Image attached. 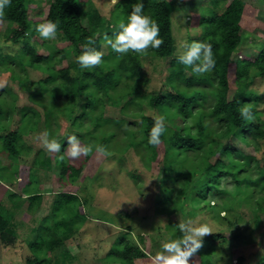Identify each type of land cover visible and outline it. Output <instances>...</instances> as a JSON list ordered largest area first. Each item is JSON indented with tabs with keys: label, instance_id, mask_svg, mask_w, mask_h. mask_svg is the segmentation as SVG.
<instances>
[{
	"label": "rangeland",
	"instance_id": "obj_1",
	"mask_svg": "<svg viewBox=\"0 0 264 264\" xmlns=\"http://www.w3.org/2000/svg\"><path fill=\"white\" fill-rule=\"evenodd\" d=\"M120 1L122 0H78L81 5L82 21L86 22L87 13L94 10L106 20L112 19V11ZM167 1L180 9L173 15L172 33L176 44L174 57L183 56L189 50L190 41H195L200 34L199 20L210 15L204 11L214 9L211 0ZM231 1L227 0L224 6L214 12L221 14ZM241 1L244 3V12L240 23L242 38L238 54L240 60L250 57L264 46V0ZM49 8L50 0H30L29 19L35 26L46 23ZM13 27L14 25L0 18V57L8 60L12 58L15 61L13 64L8 61L7 64L0 60V101L6 114L12 115V119L0 117L1 120H7L5 124L7 131L0 132V137L9 131L19 130L23 109H33L41 116L36 118L39 121L37 130L23 136L24 156L19 159L18 164L0 152V163L2 166L5 165V168L2 167L0 170V178L13 179L12 183L6 186L9 187L10 193L18 195L15 198L16 202H10L9 191L6 186L0 185V204L3 205V213L9 217L15 233L5 238L0 234V264H27V260L32 258L27 242L35 239L31 230L37 228L41 219L51 213L56 194L60 192L76 194L88 204H84L80 209L87 218L86 223L65 241L62 248L55 251V255H60L59 264H117L108 262L107 257L120 239H125L132 248H140L149 255L136 260L135 264H163L155 257L163 252V243L171 241L167 228L174 222L178 225L188 222H191L192 226L207 225L210 233L202 237L201 241L210 236L215 237L216 255L211 260L212 264H264V211L255 214L253 208L245 204L247 186L244 183L238 185L231 178L220 176L219 193L210 192L205 200H192L193 189L202 180V175L197 174L185 187L180 206L174 214L171 216L157 214L158 203L161 205L163 203V184L166 182V186L172 191V201L167 205L169 209H173L177 191L182 187V179L166 180L164 143L157 148V160H152L144 145L138 144L131 149L129 147L133 141L138 142L141 138L142 122L139 115L155 120L161 118L165 126L170 128L180 127L176 107L171 108L169 104H165L160 110L151 103L152 98L173 93L171 86L173 58H157L148 51V48L140 54L135 52L139 56L143 72L138 101L129 103L132 97H128L123 98L118 104L115 100L108 101L105 96L102 97L101 110L104 120L96 133L97 135L115 133L109 146V153L102 155L95 150L83 163L82 172L76 182L63 188L60 185L59 151H47L43 140L54 139L62 145L64 138L72 135L80 141L81 147H89L82 140L92 129L79 128L81 120L77 117L85 111L86 105L92 103V98L86 96L77 98L74 102V111L68 116L65 114L67 111L63 110L68 104L66 97L57 91V100L53 101L51 94H40L37 98L39 104L47 108L56 103L57 112L60 113L50 117L48 123L51 135L47 134V137H44L43 134L46 133L44 110L30 100V95L38 90V83L47 78L48 72L29 67L28 64L32 57H46L48 55L46 44L50 43L51 47L59 51L53 66L57 73L68 69L71 77L80 79L84 77L88 68L77 69L74 49L66 39L59 40L57 34L54 40L42 39L40 34L32 36L28 43L32 55L27 56L24 53L25 39L15 41L11 33ZM109 47L108 43L102 42L100 52L103 58L108 55ZM250 79L246 99L249 101L250 111L255 113L253 121L259 127L261 135L248 136L250 146H246L236 137L222 140L220 145L235 149L240 152V157L234 154L218 156L217 153L214 159L219 158L226 166L231 161L234 165H246V160H252L247 164V172L240 176L258 179L259 174L264 173V77L252 73ZM129 85L130 83H124L120 88L128 90ZM232 95L233 91L229 97ZM213 103V97L208 91L199 97L197 104L194 105L195 116L201 114L204 118L208 138L202 150L190 151L183 156L189 165L185 168L186 172L203 165L206 152L208 153L211 147L216 148L212 142L213 137L224 132L221 125L214 123L209 117ZM28 113L30 114V110ZM197 119L198 117L189 118L194 135L197 133ZM85 121L91 125L90 119ZM69 149L68 142L65 147V157L68 161L76 165L82 163L86 155L81 154L72 158L66 154ZM39 154L42 155L39 160L50 161V168H43L40 163L34 164ZM253 186H257L259 193H264L261 184ZM24 189L29 193L43 194L42 202L35 205L31 213L28 210L30 201L25 197ZM257 200L258 197L255 205ZM257 218L260 223L255 226L254 221ZM16 241L26 245L21 247L19 243L15 244ZM5 244L8 246H4ZM63 251L69 252L68 258L61 255ZM188 264H200L196 252L189 257Z\"/></svg>",
	"mask_w": 264,
	"mask_h": 264
},
{
	"label": "trees",
	"instance_id": "obj_2",
	"mask_svg": "<svg viewBox=\"0 0 264 264\" xmlns=\"http://www.w3.org/2000/svg\"><path fill=\"white\" fill-rule=\"evenodd\" d=\"M137 2L138 0L120 1L114 7L112 19L109 20L103 18L95 10L90 11L86 15V22H84L82 21L81 5L78 0H50L46 23L52 22L56 25V34L59 40L66 39L74 49L73 53L77 58L85 51L95 50L100 52L102 42H106L103 38L105 33L114 39V34L120 31L119 25L128 22L132 8ZM226 3L227 0H211L214 10L219 9ZM29 5L30 0H10V3L0 10V18L4 22L14 25L11 30L13 39L15 41L21 38L25 39L24 53L27 56L32 55L31 49L28 47L29 40L32 36L39 34L36 31L38 25L35 26L29 19ZM143 5V14L149 16L156 23L158 27L157 38L161 40L158 48L149 47L148 51L152 52L153 56L157 58H173L171 63L173 93L169 96L152 98L151 103L160 110L165 104H169L171 108L176 107L179 115L178 119L181 123L177 129L167 127L163 123L164 132L160 136V143L152 145L148 143V140L156 120L145 115H139L142 122L140 128L141 138L138 142L133 141L129 147L131 149L138 144L144 145L151 154L152 160H157V148L164 143L166 145L164 156L166 180L182 179V187L177 191V200L173 209H169L167 205L168 202L172 201V191L166 186V182L163 184L164 198L162 205L159 203L157 205V214L165 216L174 214L180 206V199L184 194L185 187L191 178L197 174L202 175V180L193 189L192 200H205L210 192L219 193L220 176H223L231 178L238 185L244 183L247 186L244 198L245 204L253 208L255 214L264 211V193H259L257 186H253L261 184L264 188V173L259 174L258 179L240 176L247 172V164L252 160H246V165H234V162L231 161L226 166L219 158L214 159L217 153L218 156H231L234 154L236 157H240V152L226 145H220L222 140L228 137H236L241 139L246 146H250L251 141L248 136L261 135L259 127L253 121L255 113L250 111L249 101L246 99V90L252 73H255L258 77H264V46L250 57L238 59L242 40L240 23L244 12L243 1L232 0L221 14L206 9L204 12L210 14L209 17L204 16L199 20L200 34L195 41H190L189 50L192 44L196 42L211 47L215 64L212 70L206 73L194 70L200 66V59H194L190 65H185L180 62L181 56L174 57L176 44L172 33V18L175 13L179 12V7L167 0H143ZM86 45L87 48H85ZM46 48L48 51L46 57H32L28 64L29 67H36L39 70L48 72L47 78L38 83V90L30 95V100L44 110L45 132L51 135L48 121L52 115L55 116L60 113L57 112L56 103H52L47 108L43 104H39L37 98L40 94H51L53 101L57 100L58 92L66 97L68 104L64 106L63 110L67 111L65 114L68 116L73 113L74 102L77 98L83 96L92 98V103L86 105L85 111L77 117L81 120L78 125L79 128L92 129L88 135L84 136L83 140L81 139L88 144L91 151L83 157L82 163L77 165L70 163L65 157V147L69 142L68 137L72 135H67L64 138L59 150L60 185L65 188L76 182L82 172L83 163L96 150L97 146L103 145L107 154L109 153V146L115 137V133L97 135L98 128L104 120L101 110L102 97L105 96L108 101L115 100L118 104L123 98L128 97H132L129 103L138 101L137 98L140 96L143 83V72L138 54L132 51L120 54L110 46L109 53L104 58L102 57V62L88 67L84 77L77 79L69 75L68 69H63L57 73L53 66L59 51H56L55 47H51L50 43L46 44ZM202 57L203 50L201 59ZM0 58L2 62L7 63L9 61L11 64L15 62L12 58L9 60ZM80 68L82 67L77 63V69ZM124 83H130L128 90L120 88ZM207 90L212 95L214 102L209 110V117L212 118L214 123L221 125L224 132L213 137L212 142L215 143L216 148L211 147L209 152H206L203 157V165L186 172L185 168L189 165H187L188 160L183 156L190 151L202 150L207 144V126L201 114L195 116L194 109L197 99L208 92ZM231 91H233V95L230 98ZM2 104L0 101V117L5 116L6 119H12V115L10 113L6 114ZM244 109L248 110L250 119L241 115ZM28 110H30V114ZM97 112L98 115H96ZM40 116L41 114L33 109H23L19 130L9 131L5 136L0 137L1 154L8 156L11 161L18 164L19 159L24 156L23 136L37 130L39 121L36 118ZM190 117H198L196 135L193 134V126L189 124ZM85 119H90L91 125H88ZM6 121L0 119V132L7 131ZM78 138L81 137L78 136ZM39 156L34 160V164L40 163L43 168H50V161L48 159H44L45 161L43 159L39 160L42 155ZM250 159L252 158L250 157ZM4 166L0 163V170ZM132 177L134 176L132 175ZM1 178L0 185L3 186L11 184L13 180L7 177ZM6 188L9 191V187L6 186ZM24 192L25 197L30 201L28 210L31 213L33 207L42 202L43 194L38 192L29 193L27 189H24ZM8 194L10 202L17 201L15 200L17 194L10 193V191ZM256 197H258V200L255 205ZM84 204L88 203L83 202L76 194L68 192L56 194L51 213L41 219L37 228L34 227L31 230L35 235V239L27 242L28 250L32 255V258L27 260V264H59L60 255H55V251L62 248L65 241L87 221V218L80 212ZM254 205L255 207H253ZM2 208L3 205L0 204V234L5 238L7 235L13 236L15 233L9 217L4 215ZM259 223L260 220L257 218L254 224L257 226ZM167 231L171 240L182 238V233L176 222L170 223ZM18 243L21 247L26 245L22 242H15V244ZM4 246L8 245L5 244ZM196 254L199 257L200 264H212L211 260L216 255L215 237L210 236L203 239ZM61 255L68 258L69 252L63 251ZM148 256L142 249L132 248L125 239H120L111 249L107 260L117 264H135L136 260Z\"/></svg>",
	"mask_w": 264,
	"mask_h": 264
},
{
	"label": "clouds",
	"instance_id": "obj_3",
	"mask_svg": "<svg viewBox=\"0 0 264 264\" xmlns=\"http://www.w3.org/2000/svg\"><path fill=\"white\" fill-rule=\"evenodd\" d=\"M9 3L10 0H0V10ZM143 8V0H138L132 8L128 22L119 25L120 31L114 34V39L110 38L107 33L104 34V40L110 44L115 52L120 54H126L130 51L141 53L149 47L158 48L161 44V40L157 38L158 27L149 16L143 14ZM36 31L42 39L54 40L56 38V25L52 22L38 25ZM85 48H87V45ZM202 50L203 57L201 59ZM194 59L201 60L200 66L194 69L200 73L211 71L215 64L212 58L211 47L198 42L193 43L190 50L180 57V62L190 65ZM76 62L82 68L98 65L102 62V53L95 50L85 51L83 54L77 56ZM241 115L249 119L251 118L247 109L242 110ZM163 132V121L161 118H157L149 134L148 143L158 145ZM43 136L47 137V133H44ZM68 141L70 149L66 154L72 158L79 157L81 154L87 155L91 151L90 147H81L80 141L75 136H69ZM43 144L49 152H57L61 148V145L54 139L48 140L45 138ZM96 152L102 155L107 154L103 145L97 146ZM179 228L182 238L163 243V252L157 254L156 260L162 261L163 264H188L189 257L201 247V238L210 233L206 224L192 226L191 222H188L180 224Z\"/></svg>",
	"mask_w": 264,
	"mask_h": 264
}]
</instances>
